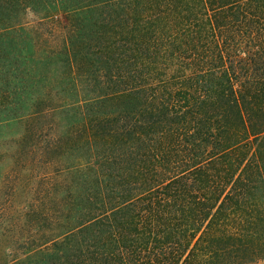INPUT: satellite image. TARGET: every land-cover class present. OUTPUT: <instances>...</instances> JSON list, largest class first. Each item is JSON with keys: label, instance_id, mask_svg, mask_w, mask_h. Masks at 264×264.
Here are the masks:
<instances>
[{"label": "trees", "instance_id": "obj_1", "mask_svg": "<svg viewBox=\"0 0 264 264\" xmlns=\"http://www.w3.org/2000/svg\"><path fill=\"white\" fill-rule=\"evenodd\" d=\"M0 154V264H264V0H0Z\"/></svg>", "mask_w": 264, "mask_h": 264}, {"label": "rangeland", "instance_id": "obj_2", "mask_svg": "<svg viewBox=\"0 0 264 264\" xmlns=\"http://www.w3.org/2000/svg\"><path fill=\"white\" fill-rule=\"evenodd\" d=\"M26 163L16 154L12 157V163L5 165L0 154V217H2L4 205L7 206V210L13 211L12 218H16L19 216L18 207L24 205L30 209V205L34 202L47 200L44 181L40 180L42 177L37 171L25 168ZM11 228L17 231L14 225Z\"/></svg>", "mask_w": 264, "mask_h": 264}]
</instances>
